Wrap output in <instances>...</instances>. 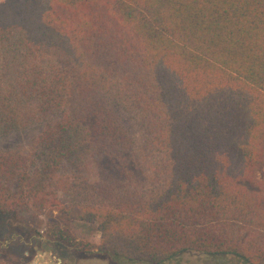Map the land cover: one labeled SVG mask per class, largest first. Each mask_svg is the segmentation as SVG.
Listing matches in <instances>:
<instances>
[{"label": "trees", "instance_id": "trees-1", "mask_svg": "<svg viewBox=\"0 0 264 264\" xmlns=\"http://www.w3.org/2000/svg\"><path fill=\"white\" fill-rule=\"evenodd\" d=\"M35 126L1 215L97 221L119 262L264 264V0H0V138Z\"/></svg>", "mask_w": 264, "mask_h": 264}, {"label": "rangeland", "instance_id": "rangeland-1", "mask_svg": "<svg viewBox=\"0 0 264 264\" xmlns=\"http://www.w3.org/2000/svg\"><path fill=\"white\" fill-rule=\"evenodd\" d=\"M120 112L125 126L140 141L142 134L137 122L124 110ZM40 132L41 127L35 126L0 138V152L27 150ZM256 176L264 179V164L258 167ZM22 216L19 219L17 215L0 214V257L9 264H143L119 262L109 255L95 253L101 241L97 221L69 220L59 211L50 209ZM236 259L214 261L203 255L184 254L168 264H245Z\"/></svg>", "mask_w": 264, "mask_h": 264}]
</instances>
